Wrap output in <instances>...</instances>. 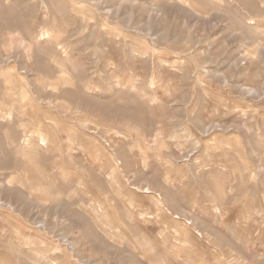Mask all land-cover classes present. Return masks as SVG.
<instances>
[{
	"label": "rangeland",
	"instance_id": "374dc122",
	"mask_svg": "<svg viewBox=\"0 0 264 264\" xmlns=\"http://www.w3.org/2000/svg\"><path fill=\"white\" fill-rule=\"evenodd\" d=\"M0 264H264V0H0Z\"/></svg>",
	"mask_w": 264,
	"mask_h": 264
},
{
	"label": "bare ground",
	"instance_id": "6f19581e",
	"mask_svg": "<svg viewBox=\"0 0 264 264\" xmlns=\"http://www.w3.org/2000/svg\"><path fill=\"white\" fill-rule=\"evenodd\" d=\"M49 34V33H48ZM218 208V207H217Z\"/></svg>",
	"mask_w": 264,
	"mask_h": 264
}]
</instances>
